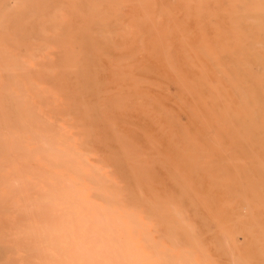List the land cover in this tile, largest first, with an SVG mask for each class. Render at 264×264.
Segmentation results:
<instances>
[{
  "label": "bare ground",
  "instance_id": "obj_1",
  "mask_svg": "<svg viewBox=\"0 0 264 264\" xmlns=\"http://www.w3.org/2000/svg\"><path fill=\"white\" fill-rule=\"evenodd\" d=\"M9 1L0 0V264H220L181 217L206 202L202 176L237 208L231 226L215 218L226 264H264V0ZM142 56L194 104H212L190 107L206 132L182 130L179 161L150 157L113 119L149 95L136 74L149 68ZM108 139L117 149L97 152L93 142ZM156 161L172 191L153 187Z\"/></svg>",
  "mask_w": 264,
  "mask_h": 264
},
{
  "label": "rangeland",
  "instance_id": "obj_2",
  "mask_svg": "<svg viewBox=\"0 0 264 264\" xmlns=\"http://www.w3.org/2000/svg\"><path fill=\"white\" fill-rule=\"evenodd\" d=\"M13 2L14 0H10L8 6H12ZM124 10L126 11L124 16L131 15L129 14L128 8H125ZM186 25L189 28H193L195 23L193 20L189 19L186 22ZM142 57H144V61L149 68L147 70H136V74L142 77L143 80L146 78L148 83L145 81L142 84V92H144L146 96L149 95L143 99L138 98L127 102L122 110L113 109V119L116 126L125 134V136L150 157L156 159V155H158V157L166 160L179 161L180 151L177 147L175 148L173 142L175 143L177 141L180 144L182 130L187 128L191 134L202 133L201 135H204L206 132L202 122L200 124V120L198 118L195 119L196 117L189 111L190 107L197 105L202 113L207 106L211 105L212 107V104L209 101H200L194 104V101H192L190 96H183L179 93L171 81L170 75L163 66L155 62L152 58H147L145 56ZM186 70L190 73L189 69L186 68ZM103 75L106 74L104 73ZM148 80L152 82L149 83ZM154 80L157 81V83L154 82ZM164 85L166 87L168 86L169 89L164 87ZM113 86V83L108 84L110 89H113ZM158 103H160V105ZM170 112L172 113L170 114ZM145 134L149 135L150 138L147 136V139ZM172 136L173 138H171ZM93 146L96 151L101 154H107L108 149H117V143L113 139H108L106 142L95 141L93 142ZM219 164L221 167L226 166V162L222 158L219 159ZM182 167H184V171L187 170L186 165H182ZM150 173L152 185L157 191H172L174 184L169 176V168L167 165H163L161 162L156 161L152 164ZM197 179L199 180L200 196L204 197L206 202L202 203L196 200V211L194 212L193 209L190 208L188 210L189 216L186 213H182L181 217L186 221L185 223H187L190 218L191 223L197 229L203 242L207 244L210 254L220 264H226L228 257L224 254V251L220 248L219 244L220 242L224 244V241L226 243L228 241L225 240L226 238L223 232L217 228L215 218H218L222 223L231 226L232 221H234L232 214L237 208H235V206L226 207L224 205V192L218 185L216 187L215 182H212L205 176L200 178L197 177ZM183 196L185 197V200L194 199V195L189 187L184 188ZM233 238L234 242L240 246L243 253L255 258V246L249 243L242 233L236 232Z\"/></svg>",
  "mask_w": 264,
  "mask_h": 264
}]
</instances>
